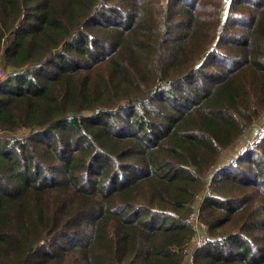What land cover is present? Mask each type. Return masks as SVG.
<instances>
[{
  "label": "trees",
  "instance_id": "trees-1",
  "mask_svg": "<svg viewBox=\"0 0 264 264\" xmlns=\"http://www.w3.org/2000/svg\"><path fill=\"white\" fill-rule=\"evenodd\" d=\"M263 117L264 0H0V264H264Z\"/></svg>",
  "mask_w": 264,
  "mask_h": 264
},
{
  "label": "built area",
  "instance_id": "built-area-1",
  "mask_svg": "<svg viewBox=\"0 0 264 264\" xmlns=\"http://www.w3.org/2000/svg\"><path fill=\"white\" fill-rule=\"evenodd\" d=\"M252 136H253L252 138L250 137L248 139L247 145L241 149V153L245 152L248 147L257 146V145H259L261 143V141L264 138V124L261 127H258L256 132L253 133ZM194 222H195L194 223L195 224V228L197 229L198 233H203V231L206 230L205 225H203L200 222V220L198 218V214H196V217L194 218ZM194 242H196V246L197 247L203 246L205 244V242H206L205 236L204 235H199V237H197L194 240Z\"/></svg>",
  "mask_w": 264,
  "mask_h": 264
},
{
  "label": "rangeland",
  "instance_id": "rangeland-1",
  "mask_svg": "<svg viewBox=\"0 0 264 264\" xmlns=\"http://www.w3.org/2000/svg\"><path fill=\"white\" fill-rule=\"evenodd\" d=\"M1 77H4V74H2ZM260 124H261V125H260ZM263 124H264V117L260 120V122H259L258 125H260L259 127H261ZM252 137H253V136H251V138H252ZM247 143H248V142H247ZM247 143H246L245 145H243V146L241 147V149H242L243 147H245V146L247 145ZM232 154H233V155H232ZM232 154L230 155V156H232V157H235L236 155H238V154H236L235 150H233Z\"/></svg>",
  "mask_w": 264,
  "mask_h": 264
},
{
  "label": "water",
  "instance_id": "water-1",
  "mask_svg": "<svg viewBox=\"0 0 264 264\" xmlns=\"http://www.w3.org/2000/svg\"><path fill=\"white\" fill-rule=\"evenodd\" d=\"M63 46H61L58 50H56V53H61Z\"/></svg>",
  "mask_w": 264,
  "mask_h": 264
}]
</instances>
